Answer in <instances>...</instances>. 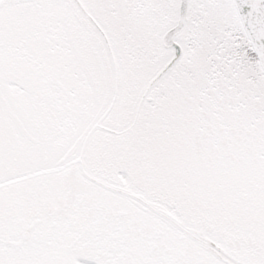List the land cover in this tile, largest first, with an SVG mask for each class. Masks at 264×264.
Listing matches in <instances>:
<instances>
[{
    "label": "snow or ice",
    "instance_id": "snow-or-ice-1",
    "mask_svg": "<svg viewBox=\"0 0 264 264\" xmlns=\"http://www.w3.org/2000/svg\"><path fill=\"white\" fill-rule=\"evenodd\" d=\"M0 264H264V0H0Z\"/></svg>",
    "mask_w": 264,
    "mask_h": 264
}]
</instances>
